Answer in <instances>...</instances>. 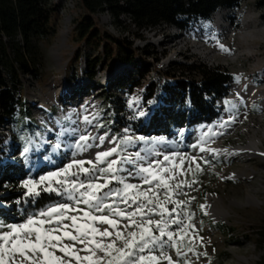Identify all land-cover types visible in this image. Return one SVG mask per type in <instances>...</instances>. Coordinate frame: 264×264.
<instances>
[{
    "label": "rangeland",
    "instance_id": "1",
    "mask_svg": "<svg viewBox=\"0 0 264 264\" xmlns=\"http://www.w3.org/2000/svg\"><path fill=\"white\" fill-rule=\"evenodd\" d=\"M50 1L59 5L57 33L38 42V79L24 77L25 99L34 125L27 142L21 145L23 151L18 152L13 149L19 143H15L12 125L0 124V174L5 164L21 163L31 172L26 180L39 179L41 175L66 166L73 158L94 159L96 153L112 148L113 140L118 141L126 135L162 138L148 128L155 112L169 106L164 92L166 82L160 70L180 74V65L196 62L210 68H226L235 74L236 80L228 87V97L217 105L219 116L215 121L188 130L177 128L175 136L163 138L167 143L157 145L168 154L179 152L198 158L201 169L195 171V164L191 165L193 171L186 172L182 179L195 182L190 188L183 189L186 196H180V200L190 201L188 207L194 215L195 235L190 233L186 238L191 240L194 251L185 249L180 257L176 256L175 249L168 252L177 264L181 261L183 264H258L264 256L256 235L257 229L264 225V159L207 150L247 146L254 136H258L264 151V19L262 10L256 5L258 0H245L237 9L220 8L208 27L202 22L187 30L175 26L141 30L138 32L140 37L133 34L138 29L134 25L130 27L129 21L118 25L113 17L101 14L102 26L109 32L134 41L135 47L141 50L140 62L149 63V73L141 79L138 71L129 64L105 62L95 80H90L85 72L86 56L94 53V49L80 42L74 34V25L80 15L76 0ZM68 19L69 23L66 22ZM221 45L228 51L222 50ZM210 52L215 59L207 57ZM68 64L76 65L81 74L76 83L66 79L71 68ZM131 72L132 80L128 79ZM112 80L121 87H109ZM133 81L138 87L131 94L124 93ZM151 84L155 85L156 93L146 100V91ZM167 84L174 87V80ZM118 98L124 105L123 111L118 110ZM140 112L144 115L140 116ZM222 124L225 126L221 127ZM71 129L76 130L75 136L70 135ZM189 130H192L190 134ZM80 134L105 139L103 144L96 139L90 140L91 147L76 153L68 145ZM194 146H203L206 151L201 152ZM140 147L139 143L135 147L128 146L124 154ZM124 167L130 169L131 165ZM185 167H188L187 160ZM237 174L245 177L240 178ZM129 182L138 181L129 178ZM22 184L0 187V209L11 212V197L26 191ZM248 192L258 198L261 206L232 204L233 201H245ZM210 198H214L213 203L219 208L229 209L231 216L227 220L215 221L206 209L202 210L201 206H207ZM218 198H221L220 202ZM0 224L19 223L0 212ZM56 255L62 254L57 251Z\"/></svg>",
    "mask_w": 264,
    "mask_h": 264
},
{
    "label": "snow or ice",
    "instance_id": "2",
    "mask_svg": "<svg viewBox=\"0 0 264 264\" xmlns=\"http://www.w3.org/2000/svg\"><path fill=\"white\" fill-rule=\"evenodd\" d=\"M69 132L75 136L76 130ZM94 139L102 144L105 137L80 134L68 147L82 153ZM112 143L94 159L73 158L59 170L23 182L30 197L50 192L63 200L27 216L23 223L0 224V230L7 229L0 231V264H177L169 249L178 257L185 249L194 251L186 240L190 233L195 235L192 213L185 211L190 201L179 197L195 182L182 179L193 171L191 165L201 170L198 158L165 153L157 148L167 143L163 138L126 135ZM137 143L142 147L124 154Z\"/></svg>",
    "mask_w": 264,
    "mask_h": 264
},
{
    "label": "trees",
    "instance_id": "3",
    "mask_svg": "<svg viewBox=\"0 0 264 264\" xmlns=\"http://www.w3.org/2000/svg\"><path fill=\"white\" fill-rule=\"evenodd\" d=\"M243 1L245 0H76L80 15L74 25V34L80 42L94 49V53L86 56V75L90 80L97 79L105 62L129 64L138 71L141 79L149 73V63L140 62L141 50L135 47L134 41L109 32L102 26L101 14L108 13L118 25H125L129 21L130 27L134 25L138 29L133 34L140 37L138 32L141 30H157L164 26L187 30L193 25L211 21L220 8H239ZM256 5L262 10L264 19V0H258ZM58 9L59 5L50 0H0V124L12 125L15 143H19L13 149L18 152L23 151L21 145L27 142L34 125L25 99L24 77L38 79V42L57 33L60 18ZM179 69L180 74L162 72L159 69L166 82L164 92L169 106L156 111L155 117L148 124V128L157 137L170 138L175 136L177 128L188 130L192 126L213 123L219 116L217 105L220 100L228 97V87L235 84L236 80L235 74L226 68H210L199 62L188 66L180 65ZM69 72L66 79L70 83H76L81 75L78 67L72 66ZM128 79H134L133 72ZM171 79L174 80V87L167 84ZM115 84L112 80L109 87H121L120 83ZM137 85L133 81L124 93L131 94ZM151 85L146 91V100L156 93L155 85ZM118 102V110L123 111L124 105L119 98ZM188 132L190 134L192 130ZM2 167V188L8 184L20 186L31 173L21 163H8ZM11 199V212L2 209L0 212L18 223L25 222L27 216L63 200L56 193L41 192L38 196L30 197L26 191L13 195ZM185 211L191 212L189 207ZM191 213L190 223L194 225V215ZM256 235L260 248L264 250V225L257 229ZM258 264H264V256Z\"/></svg>",
    "mask_w": 264,
    "mask_h": 264
},
{
    "label": "bare ground",
    "instance_id": "4",
    "mask_svg": "<svg viewBox=\"0 0 264 264\" xmlns=\"http://www.w3.org/2000/svg\"><path fill=\"white\" fill-rule=\"evenodd\" d=\"M70 19H68L66 22L69 23ZM210 59H215V56L208 54ZM173 58V57H171ZM256 135V134H255ZM264 137V134H263ZM103 144V143H102ZM249 145L247 146H238V147H231V148H218V149H213L215 150V153L219 154H230V155H236V154H242L246 155L248 159H251L253 156H259L264 159V151L261 149V138L258 136H254L251 141L248 143ZM226 150V151H225ZM239 175L240 178H244V175L237 174ZM214 198L209 199V203L207 204V214L213 218L215 221H225L227 220L230 216L231 213L225 209V208H219L213 203ZM219 202L221 201V198L217 199ZM233 205L236 206H253V205H258L261 206V202L258 200V198L252 194L251 192H248L246 200H238V201H233Z\"/></svg>",
    "mask_w": 264,
    "mask_h": 264
},
{
    "label": "clouds",
    "instance_id": "5",
    "mask_svg": "<svg viewBox=\"0 0 264 264\" xmlns=\"http://www.w3.org/2000/svg\"><path fill=\"white\" fill-rule=\"evenodd\" d=\"M207 25L206 26H204V27H208L210 24H209V22L211 23V21H204Z\"/></svg>",
    "mask_w": 264,
    "mask_h": 264
},
{
    "label": "built area",
    "instance_id": "6",
    "mask_svg": "<svg viewBox=\"0 0 264 264\" xmlns=\"http://www.w3.org/2000/svg\"><path fill=\"white\" fill-rule=\"evenodd\" d=\"M106 15H108L111 18V16L108 13H106ZM167 27H169V26H164L163 28L165 29Z\"/></svg>",
    "mask_w": 264,
    "mask_h": 264
}]
</instances>
